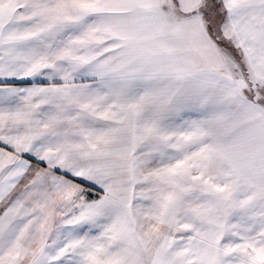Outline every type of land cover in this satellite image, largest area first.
I'll return each instance as SVG.
<instances>
[{"label": "snow or ice", "instance_id": "obj_1", "mask_svg": "<svg viewBox=\"0 0 264 264\" xmlns=\"http://www.w3.org/2000/svg\"><path fill=\"white\" fill-rule=\"evenodd\" d=\"M0 264H264V0H0Z\"/></svg>", "mask_w": 264, "mask_h": 264}]
</instances>
